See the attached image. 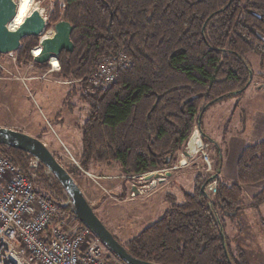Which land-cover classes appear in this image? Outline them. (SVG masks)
<instances>
[{
	"label": "trees",
	"instance_id": "trees-1",
	"mask_svg": "<svg viewBox=\"0 0 264 264\" xmlns=\"http://www.w3.org/2000/svg\"><path fill=\"white\" fill-rule=\"evenodd\" d=\"M58 4L45 30L61 19L72 25L73 50L62 51L57 60L63 78L80 80L79 98L90 106L81 127L84 169L90 162L115 161L123 172L138 175L174 162L192 129L201 124V114L248 86L251 69L244 54L264 53V0H63V5ZM38 39L21 40L14 51L17 62L33 60L31 50ZM118 54L128 61L127 67L108 87L89 93L87 80L98 60ZM0 154L25 174L32 170L28 164L33 157L27 153L0 145ZM35 162L31 178L39 186L37 191L57 202L63 214L72 213L61 185ZM219 163L213 164V174L195 177L182 202L168 196L169 206L124 244L126 250L161 264H246L242 254L233 255L229 249L223 215L241 208L243 186L264 181V140L243 147L234 181H218L209 194L205 186L217 175ZM252 198L261 204L264 186Z\"/></svg>",
	"mask_w": 264,
	"mask_h": 264
},
{
	"label": "rangeland",
	"instance_id": "rangeland-1",
	"mask_svg": "<svg viewBox=\"0 0 264 264\" xmlns=\"http://www.w3.org/2000/svg\"><path fill=\"white\" fill-rule=\"evenodd\" d=\"M35 1L45 29L50 12L56 3L61 5L63 0ZM33 4L32 0L26 17L32 12ZM52 27L51 24L48 30L43 29L44 34ZM38 46L31 50L33 60L27 62H17L15 52L11 55L0 54V127L9 125L13 127L11 129L41 140L70 172L95 214L122 245L162 215L169 206L168 196L182 202L184 192L192 191L195 177L198 174H213L216 170L213 164L216 162H220V170L216 173L219 177L215 183L217 181L218 184L220 180L234 181L236 162L242 148L264 140V53L249 52L244 54L251 69L248 86L242 92L212 103L201 114V124L192 129V132L198 129L206 134V151L212 169L205 171L201 165L202 157L196 153L197 159L169 171L171 166H178L184 159L182 152L185 146L177 153L174 162L141 173V178H130L137 175L123 172L115 161L90 162L88 168L84 169L80 165L81 127L89 115L90 106L79 98L82 91L80 83L66 85L56 82L58 78L66 80L59 72L41 76L48 67L47 63L35 60ZM167 171L171 174L166 180L152 183L153 186L151 182L155 179H143L150 172ZM34 186L39 189L38 185ZM263 186L264 181L243 186L241 208L235 214L223 215L229 249L233 255L242 254L246 264H264V201L257 205L252 198ZM212 187V183H207L205 190L213 194L209 191ZM72 215L66 211V219H63L77 229L79 222ZM236 259L240 261L241 257Z\"/></svg>",
	"mask_w": 264,
	"mask_h": 264
},
{
	"label": "built area",
	"instance_id": "built-area-1",
	"mask_svg": "<svg viewBox=\"0 0 264 264\" xmlns=\"http://www.w3.org/2000/svg\"><path fill=\"white\" fill-rule=\"evenodd\" d=\"M14 1L19 3V0ZM33 3L32 11H37L36 1L33 0ZM52 59L47 62L48 69L41 76L59 72L57 58ZM127 65L128 61L120 54L116 58L99 59L88 77V92L108 87L115 81L118 71ZM63 79L66 80L58 78L55 81L66 85L80 83L75 78ZM191 137L194 148L190 156L184 157L178 166H171L169 171L184 167L188 161L197 159L198 156L194 155L196 153H200L202 157V168L205 171L212 169L205 137H202L198 129L192 132ZM33 159L28 164L32 170L25 174L19 165L0 154V264H126L111 253L86 226L79 225L77 229H73L64 220L66 218L60 211L59 204L37 191L31 178L35 177L33 169L36 159ZM166 173L168 171L161 174ZM217 177L219 174L209 182L213 184L209 190L211 192H215ZM152 179L155 180L151 184L159 183L158 179Z\"/></svg>",
	"mask_w": 264,
	"mask_h": 264
},
{
	"label": "water",
	"instance_id": "water-1",
	"mask_svg": "<svg viewBox=\"0 0 264 264\" xmlns=\"http://www.w3.org/2000/svg\"><path fill=\"white\" fill-rule=\"evenodd\" d=\"M15 12L16 3L13 0H0V54L16 51L25 37H39V51L35 57L39 63H47L52 58H58L62 51L71 52L73 50V42L70 39L72 25L68 21L64 19L57 21L52 27L53 34L47 36L43 32V21L39 11H32L20 25L11 30L8 24L15 16ZM201 135L206 137L202 131ZM0 145L23 151L43 164L63 188L71 205V211L79 222L89 228L117 258L126 264H161L136 258L126 250L95 214L70 173L57 161L41 140L15 129L0 127ZM193 148L192 137H189L187 146L182 152L185 158L190 156ZM169 175V172L165 175L158 172L148 173L144 176V180L148 181L154 177L161 182L165 176Z\"/></svg>",
	"mask_w": 264,
	"mask_h": 264
},
{
	"label": "bare ground",
	"instance_id": "bare-ground-1",
	"mask_svg": "<svg viewBox=\"0 0 264 264\" xmlns=\"http://www.w3.org/2000/svg\"><path fill=\"white\" fill-rule=\"evenodd\" d=\"M14 1V0H13ZM32 0H19V3H16V12L15 16L12 18V20L8 24V28L13 30L15 29L18 25L22 23V21L25 19L26 14L29 11L30 4ZM53 34V30L49 31L46 35L51 36ZM53 61V59H52Z\"/></svg>",
	"mask_w": 264,
	"mask_h": 264
},
{
	"label": "crops",
	"instance_id": "crops-1",
	"mask_svg": "<svg viewBox=\"0 0 264 264\" xmlns=\"http://www.w3.org/2000/svg\"><path fill=\"white\" fill-rule=\"evenodd\" d=\"M7 126H8V128H13V127H11V126H9V125H7ZM5 127H6V126H5ZM205 135H206V134H205ZM187 141H188V140H187ZM186 146H187V142H186V144H185V147H186ZM185 147H184V148H185ZM159 183H161V182H159ZM152 186H153V185H152ZM154 187H155V186H154ZM260 206H261V205H259V207H260ZM259 207H258V208H259Z\"/></svg>",
	"mask_w": 264,
	"mask_h": 264
},
{
	"label": "flooded vegetation",
	"instance_id": "flooded-vegetation-1",
	"mask_svg": "<svg viewBox=\"0 0 264 264\" xmlns=\"http://www.w3.org/2000/svg\"><path fill=\"white\" fill-rule=\"evenodd\" d=\"M206 139V138H205ZM168 160V159H167ZM130 178H132V177H130ZM134 190H135V188H134ZM138 194V193H137Z\"/></svg>",
	"mask_w": 264,
	"mask_h": 264
},
{
	"label": "clouds",
	"instance_id": "clouds-1",
	"mask_svg": "<svg viewBox=\"0 0 264 264\" xmlns=\"http://www.w3.org/2000/svg\"><path fill=\"white\" fill-rule=\"evenodd\" d=\"M201 131V130H200ZM189 139V138H188ZM183 154V153H182ZM184 156V155H183Z\"/></svg>",
	"mask_w": 264,
	"mask_h": 264
}]
</instances>
